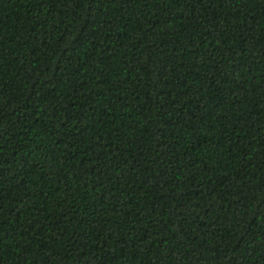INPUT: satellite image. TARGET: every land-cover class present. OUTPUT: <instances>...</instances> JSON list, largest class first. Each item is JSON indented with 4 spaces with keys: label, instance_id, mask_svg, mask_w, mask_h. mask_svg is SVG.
<instances>
[{
    "label": "trees",
    "instance_id": "trees-1",
    "mask_svg": "<svg viewBox=\"0 0 264 264\" xmlns=\"http://www.w3.org/2000/svg\"><path fill=\"white\" fill-rule=\"evenodd\" d=\"M0 264H264V0H0Z\"/></svg>",
    "mask_w": 264,
    "mask_h": 264
}]
</instances>
